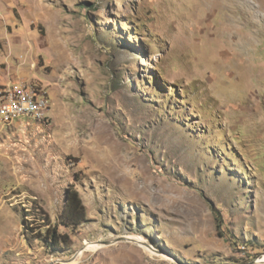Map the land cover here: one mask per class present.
<instances>
[{
    "label": "rangeland",
    "instance_id": "obj_1",
    "mask_svg": "<svg viewBox=\"0 0 264 264\" xmlns=\"http://www.w3.org/2000/svg\"><path fill=\"white\" fill-rule=\"evenodd\" d=\"M20 80L51 108L0 124V264H264V0H0Z\"/></svg>",
    "mask_w": 264,
    "mask_h": 264
},
{
    "label": "built area",
    "instance_id": "obj_2",
    "mask_svg": "<svg viewBox=\"0 0 264 264\" xmlns=\"http://www.w3.org/2000/svg\"><path fill=\"white\" fill-rule=\"evenodd\" d=\"M50 108L45 90L21 80L0 86V120L16 116L18 112H31L46 120Z\"/></svg>",
    "mask_w": 264,
    "mask_h": 264
},
{
    "label": "trees",
    "instance_id": "obj_3",
    "mask_svg": "<svg viewBox=\"0 0 264 264\" xmlns=\"http://www.w3.org/2000/svg\"><path fill=\"white\" fill-rule=\"evenodd\" d=\"M87 219L86 206L83 204L81 197L76 189L70 188L66 195V204L64 211L58 223H52L48 219L45 230L41 227L32 228L30 222L24 219L25 225L33 231L35 237L42 241L50 248L60 250L63 244L69 247L73 244L68 233H64L60 229V225L66 227H76Z\"/></svg>",
    "mask_w": 264,
    "mask_h": 264
},
{
    "label": "bare ground",
    "instance_id": "obj_4",
    "mask_svg": "<svg viewBox=\"0 0 264 264\" xmlns=\"http://www.w3.org/2000/svg\"><path fill=\"white\" fill-rule=\"evenodd\" d=\"M22 116H36V117H38L36 114L31 113V112H18L16 116H10L5 120H0V124L9 125ZM83 252H84V250L81 249L80 254H82ZM69 262H71V261H69Z\"/></svg>",
    "mask_w": 264,
    "mask_h": 264
},
{
    "label": "water",
    "instance_id": "obj_5",
    "mask_svg": "<svg viewBox=\"0 0 264 264\" xmlns=\"http://www.w3.org/2000/svg\"><path fill=\"white\" fill-rule=\"evenodd\" d=\"M257 260H254L253 262H256Z\"/></svg>",
    "mask_w": 264,
    "mask_h": 264
}]
</instances>
